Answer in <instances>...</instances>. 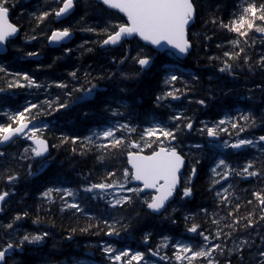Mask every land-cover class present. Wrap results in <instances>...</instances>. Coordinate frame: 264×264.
Returning a JSON list of instances; mask_svg holds the SVG:
<instances>
[{"label": "snow or ice", "instance_id": "1", "mask_svg": "<svg viewBox=\"0 0 264 264\" xmlns=\"http://www.w3.org/2000/svg\"><path fill=\"white\" fill-rule=\"evenodd\" d=\"M59 4L58 8H53L48 11H42L39 15L32 13V17L36 20L37 26L44 22L50 16H55L57 20L70 15L78 0H55ZM106 10H117L122 14L120 21L111 19L106 20L104 26L97 30V27L87 26L81 31L94 33L98 37H103L95 41L99 45L100 50L107 51L109 48L123 45L126 41L139 38L145 42V45L156 46L158 51L166 52L168 57L172 58V63L162 64L160 70L164 72L163 83L167 90L162 91L155 96L154 104L156 107L163 105L165 101H180L186 92L191 90V86L184 80L185 72L179 66L181 58L190 54L192 44L187 37V29L191 22L194 21L197 13L195 0H97ZM14 7L15 5H11ZM87 0L85 9H87ZM10 5L9 0H0V46H5L6 43L18 33V27L9 20ZM85 15L80 17V22L86 20ZM233 18L224 23L221 19L219 26L231 33L236 34V39L231 41L232 50L223 52V59L220 57H210V60H220V67L217 69L219 73L234 75L237 68L247 66L250 70L256 68L264 69V53L259 55V58L252 61L247 53L249 47L250 33H258L261 39L264 40V0H243L240 12L233 13ZM216 24L217 21H211ZM73 35L72 27H63L55 29L51 35L47 37L50 42L60 44L70 40ZM208 39V37H205ZM243 38V39H241ZM28 39H36L35 36ZM252 45L256 43L252 40ZM243 44L244 46H241ZM83 47V46H81ZM220 47V45H217ZM238 49V50H236ZM6 51V47L4 49ZM92 52V48L86 49ZM71 49L64 48V56H68ZM27 57H36L38 52H27ZM64 57H55L53 64L48 65L49 68L62 60ZM129 59L134 65L138 66L139 71L136 73H128L120 71L110 73L107 76L101 75L98 77H89L91 73L85 72L84 80L87 86L81 84L79 88L73 87L69 90V84L63 81H54L52 84H47L50 88L53 86L64 91L66 100L61 101L57 96L55 100L45 99L40 103L26 102L25 106L15 111L5 110L2 115L6 118L5 122H0V147H5L13 143L17 138L24 136L31 141V146L24 149L20 153L21 160H32L33 158H42L43 162L37 169V172L42 171L48 166L47 159L48 142L44 138V133L48 130L49 125L41 121L38 117L49 115L52 111L60 109H68L70 107L69 100H72L74 93H82L85 95L77 96L73 103L77 101L93 98L94 94H98L104 105L102 111L110 114L111 117H117L119 120H125L120 123L117 120L114 124H107L102 129L93 132L92 135L84 137L81 141L79 137L61 136V144L70 142L76 145L79 142L80 154L86 155L93 148L99 150L101 155L97 160L104 161L106 158L112 157L114 154H122L125 148L127 151V163L130 168H124L120 178H117L115 171H107L105 175L96 183H87L83 188L85 193H95L100 199L106 201L108 209L116 212L117 215L111 216V223L108 219H101L95 216H88L89 223L86 227L79 229L81 233H87L95 227L94 234L99 235L101 232L105 236L115 237L119 242L122 233H130L134 228L142 229L149 217H159L172 224L176 221L173 219V213L177 211L172 209L169 213V205L178 196L181 201L194 196L193 178L197 175L196 165L199 160L192 164L190 172L185 180L181 181L182 168L185 166V154H182L180 147V137L186 131L191 132L194 127L192 118L188 117L184 111L177 110L169 115L167 120L148 118V127L142 128L139 139H130L131 135L137 132L140 127L135 122L134 113H136L135 98H132V104L122 102L125 97H130L131 92L128 87L129 83H134L146 72H150L156 65V57L145 52L143 48L136 51V54L131 55V50L125 51L120 60L112 58L113 64L123 65ZM0 73L5 76L11 75L13 79L7 83V87L11 88H45L44 83H38L36 79L27 71L9 73L7 68L0 65ZM118 75V83L116 92L107 97L106 93L99 92L98 84L92 83V80H112ZM68 76L76 83H80L77 71H71ZM187 76L192 81H198V76L193 73H187ZM211 79V78H210ZM23 81V83L21 82ZM177 83H183L184 87L177 88ZM257 87H260L259 85ZM46 90V89H45ZM4 91V89H0ZM197 103L201 106H207L205 99H200ZM113 104L116 107H113ZM123 109V111H121ZM85 112L84 116L87 117ZM261 121L264 122V113L261 114ZM240 121L244 123L241 124ZM203 127L197 131L201 135L207 137H219L221 133H228L229 128L225 125H230L233 134L237 138L229 143L223 142L224 148L243 149L248 146H255L258 143L264 150V135H260L257 139L239 138V133L246 132L247 129L255 128L257 117L251 112L240 113L237 118L226 116L217 122H213L212 126L201 122ZM126 133V135L124 134ZM103 140L104 143H96V140ZM52 147H56L53 145ZM197 148L200 146L197 145ZM219 147V145H217ZM73 152L76 148L73 147ZM7 154L0 151V158H4ZM15 159V157H13ZM213 174L212 184L220 185V181L227 182L229 177H255L257 179L264 178V158L257 161L255 158L248 160L239 170L233 168L226 159H219L215 166L211 169ZM19 173L15 170L5 169L0 173V178L6 180L10 186H14L19 179ZM28 176L36 175L32 171V163L28 164ZM219 177V179H216ZM89 177L86 175L85 180ZM130 182H139L136 187L130 186ZM233 187L232 184L228 188L220 185V191L215 192L218 207L229 208L226 216H221L218 219L211 220L212 225L218 226L214 232H209L207 235L200 230V225L191 222V226H187L190 218L194 220V216L186 215L183 217L188 233H195L201 238L202 242L186 243L177 241L172 244L174 249L173 256L170 258L167 255L161 257L163 260H171L174 264H222L220 257H224L223 264H231L234 257L238 260V264H264V188L255 190L251 193L252 199L244 201L245 206H250L251 211L246 215L239 216L242 204L234 202L232 197L234 192H229ZM53 193L62 195L60 211L74 210L75 213L87 215L81 203L77 202L79 197L77 192L71 188L48 187L41 193L44 200L51 201ZM12 195L11 189L8 191H0V205L6 202V198ZM68 198V199H66ZM71 200V202H69ZM240 197H236V201H240ZM139 205V210H137ZM3 208L0 207V211ZM205 215H208L207 209H201ZM141 212L144 215H141ZM211 215H216L212 213ZM28 216L25 211L22 214L18 213L12 217L7 224L0 225L5 231L16 230L15 223L21 221ZM97 219L98 223L93 226L91 220ZM224 221V228L228 231L224 232L219 227ZM40 217L37 216L34 224L40 223ZM101 224L103 227L101 228ZM77 229H71L67 239L72 238V234ZM252 232L260 239L261 243L256 245L252 239ZM247 233V235H241ZM152 236L149 231L142 233V238L147 243ZM50 237L48 231L29 233L25 232L18 237L17 242H6L3 247H0V264H8V253L13 250L24 251L25 245H42ZM223 237V240L221 239ZM167 241V236L162 237ZM232 240V247H228L225 240ZM213 241H218L213 243ZM160 247L159 245L157 246ZM255 247L257 251L253 254L251 249ZM106 256L109 264H150L145 259V252L133 250L130 247L121 246L117 248L113 243H104L101 248ZM152 256L158 255V251L148 249ZM249 253L248 261H245L244 253ZM15 264H24V262L16 261ZM74 264H80L79 261Z\"/></svg>", "mask_w": 264, "mask_h": 264}, {"label": "trees", "instance_id": "2", "mask_svg": "<svg viewBox=\"0 0 264 264\" xmlns=\"http://www.w3.org/2000/svg\"><path fill=\"white\" fill-rule=\"evenodd\" d=\"M19 1L22 2V5L26 4L27 6L36 4L34 6L36 12H34L33 9H28L29 12L36 13V15H39L42 11L58 8V4L54 0H31L29 3L24 4L23 2L25 0ZM85 2L86 0H81L76 6L73 15L65 22H71V26L73 25V29L77 31L75 44L78 45L79 43V47L77 50L71 52L70 57H65L57 61L53 67L49 68L48 65L53 64V59L55 57H61L58 49H50L46 44L49 33L57 26L54 21V15L37 26L36 20L32 15L31 17H26L27 14L25 13L19 15L16 1L9 0L10 18L21 30L19 36L9 43V53L0 58L2 64L6 66L7 70L14 73L27 71L38 83H44L46 86L47 84H52L54 81L67 82L69 84V90L73 87L79 88L81 84L87 86L84 80L85 72L91 73L89 77L90 80L91 77H98L101 75L107 76L110 73L118 74L120 71L128 73L138 72V66L134 65L131 59L121 66L113 64L112 58L115 57L117 61L120 60L127 50H131V55L133 56L140 48H143L144 51L150 55L154 54L152 50L144 46L137 38L126 41L121 47L116 49H109L108 52L100 50L99 45L94 42L103 37H98L94 33L81 31V29L87 26H93L97 27V30H99V28L104 26L106 20L111 19L120 21L122 16L116 12L106 10L95 0H87L88 7L85 9ZM195 3L197 6L196 20L189 29L192 50L188 57L180 61L179 66L183 70L190 68L193 74L198 76L199 79L198 81H192L187 76V72L184 71V80L191 86V90L186 92L180 101H171L170 106L169 102L165 101L162 106L156 107L154 104L155 96L167 90L163 83L164 72L160 69L162 64L171 63V57H168L167 54L155 53L156 65L150 72L143 74L138 81L128 84L131 95L130 97H125L123 100V102L132 104L131 97L135 98L137 107L134 116L135 122L138 124L142 125L147 122L146 118H157V116H160L163 120H167L168 116L174 113L172 109L175 110L179 104L182 106L183 103L188 102L189 111L184 112L195 121L196 125L206 118L216 120L218 117L216 116V112L214 113L212 110L206 109L204 106L197 103L198 100L206 98V93H211L213 103L220 101V97L226 96V98L231 100L232 96L237 95L239 100H244L243 103L246 106L247 102L251 99L252 102L255 103L253 114L256 117L259 115V106H263L264 109V89L261 92L262 87L264 88V69L256 68L250 70L247 66L242 65L236 69L234 75H228L217 71L220 67V60L209 59L210 57H220L223 59V52L232 50L230 42L237 38L236 34L222 29L219 26V21L222 19L224 23H228L233 18V13L238 14L240 12L243 0H195ZM13 4L15 5L14 7L11 6ZM85 11H87L86 20L80 22V17L85 15ZM213 19L217 21L216 24L211 22ZM21 35H25L26 39L35 36L36 39H31V43H26L23 40L21 41ZM205 37H208V39ZM252 40L256 41L254 45L251 43ZM261 43L260 34L250 33V46L247 47V53L252 61L259 58L262 49ZM217 45H220V47H217ZM241 46L244 45L241 44ZM87 48H92L93 51L88 52L86 50ZM15 52H18V55L27 52H38L39 55H42V58L41 60H21L20 57L15 56H13V59L10 58L9 55H13ZM71 71H77L80 83L74 82L68 76V73ZM12 79V77H5L3 81L0 80V87L9 89L7 83ZM118 79L119 77L117 75V77L112 80H92L91 82L98 84L97 93L104 92L106 96L110 98L111 95L116 92ZM235 80L243 81V83L241 85L236 84ZM250 83L253 84L248 85ZM258 85L260 87H257ZM176 87L182 89L184 84L177 83ZM16 89L17 88H11V90ZM259 90L261 93L258 95ZM44 92L46 95L44 98L48 100L54 101L57 96L60 97L62 102L67 99L64 95V91L55 87L54 84L50 88L46 87ZM20 93H22V91ZM42 94L43 88L32 89L31 91V95H35L36 98L41 97ZM256 94L258 95L257 97ZM82 95L85 94L74 93L72 100ZM193 96L197 99L193 100ZM24 97L25 96L22 94V96L16 100L11 98L10 104L15 105L17 101L22 105L24 103ZM102 99H104V97L95 94L93 99L90 98L75 103L69 100L70 107L68 109H60L59 111H52L49 115L40 116L41 119H45V122L51 126V128L45 131L44 137L53 145H56V147H52L51 149L50 160L44 171L37 172L40 164L35 158L30 161L21 160L19 154L12 156V153H8L7 150L4 149L2 150L7 155L4 158H0V173H3L5 169H10L20 174L14 186H10L6 180L0 178V191H8L10 189L16 191V194L12 196V200L9 204H6L5 213L7 208L12 210L11 215L14 213V216L18 213L22 214L25 211L28 212L27 217L15 223L16 230H9L8 232H18V229H22L25 223L30 226H25L26 228L24 231L26 232H29L31 227L36 230L34 233L48 231L50 237L47 239L46 244L39 250L35 248V253L38 255L39 259H46L48 263L58 262L60 264H62L61 261L63 259H69L75 255L80 257L86 255L87 250H92L95 257H99L101 253L100 244L102 245L103 242L113 243L118 248L129 245L133 250L145 252V259L148 260L150 264L156 262V256L151 255L148 251L149 248L153 251L159 250V254H166L171 258L173 256L171 253V245L178 237L187 238L188 241L191 240L192 242H201V238L195 233L193 236L191 233L181 234L183 230H186L185 221L180 218L184 214L183 211L177 210L173 213V219L176 221L175 224L162 220L159 217H149L142 229L137 230L134 228L130 233H122L119 242H117L115 237L105 236L103 232L99 235L94 234L96 231L95 227L87 233H81L79 231V229L86 227L89 223L88 216L108 219L111 223V216H115L117 213L111 209H107L102 202H94L93 214L83 215L69 210L61 212L60 208L62 204L60 198H52L51 201H48L41 197L44 188L50 185L62 184L80 189L87 183L99 182L107 171H115L117 178H120L123 169L127 168L126 156L129 150L127 148L123 150L122 154L117 153L110 158H106L104 161H99L97 157L101 155V152L95 148L86 155H81L79 142L76 145L70 142L63 144L60 142L61 136H76L82 141L84 137L91 135L89 130L90 127L93 125L96 127L103 122L104 119L102 112L104 105L101 102ZM41 101L44 100L42 98L36 99L34 103H40ZM98 102L100 103L99 106ZM85 112L88 113L87 117L84 116ZM259 119L260 117L257 118V122ZM240 123L243 124L244 122L240 121ZM142 128H144V125L141 128H137L139 132L131 135L130 139L138 140ZM197 130L192 129L191 132L186 131L180 137V144L190 152V154L185 153L190 163L195 164L197 160L200 161V163L196 165L197 175L193 180L194 196L185 201H181L178 196L176 198L177 202H185L184 204H187L185 210H190V214L192 217L194 216V220L190 218V222L187 226H191V222L196 223L199 221L201 216L205 218V223H209L213 219L226 216V212L230 210V207L228 210L224 207H218L215 190L211 183L213 178L211 167L218 158L217 151H215L212 146L208 145L209 141L206 140L207 136L201 135ZM263 133L264 132L261 134ZM124 134L126 135V133ZM96 143H100V140L97 139ZM19 145L18 149L20 151L24 145ZM197 145L200 147L197 148ZM73 147L76 148L75 152L72 151ZM247 152L248 157L245 158L247 160L255 158L259 161L264 158V152L260 155L254 154L253 150H248ZM13 157H15V159H13ZM235 158H237L236 155L228 158V162L237 165ZM247 160H244V162L246 163ZM29 163H32V171L36 172L34 176L27 175ZM188 169H190V167ZM86 175L89 177L87 180H85ZM240 182L241 184L238 187L240 190L239 194L236 193L234 195L235 197L238 196L241 198L238 202L242 204L237 215L244 216L248 211H251V207L245 206L244 201L247 199H252L254 201L251 195L253 192L251 189L256 188L258 190L264 188V186H262L264 178H251L249 180L243 178V180L239 181L234 180L232 189ZM209 183L211 184L209 185ZM243 190H249L250 192L245 193ZM173 208L174 207L168 209L169 213L172 212L171 209ZM201 209H207L208 215H205ZM137 210H139V205H137ZM212 213H216V215H211ZM141 215L143 216L144 213L141 212ZM37 216L40 217L41 222L34 224L33 220ZM0 219H3V216L0 215ZM11 219H6L3 223L0 222V225L7 224ZM91 223L95 226L98 220L93 219ZM223 223L225 222L222 221L219 227H221ZM102 227L103 225L101 224V228ZM73 228L77 229V231L72 234L71 239H67ZM22 231H20V233ZM144 231L152 233L147 243H145L142 238V233ZM5 232L7 231L0 227V240ZM262 234H264V232H262ZM241 235L246 236L247 233H242ZM164 236H167L169 239L167 241L163 240L162 237ZM251 236L254 242H261L255 232H252ZM54 242L55 244L51 246L50 243ZM213 242L216 243L218 241ZM224 243L226 242L224 241ZM3 245L4 244L0 242V247ZM158 245L160 246L159 248L157 247ZM228 247H232V243ZM18 256L21 261V257H25V254L24 256ZM35 259L36 257L33 255L29 256L27 263H25V259H22V261L24 264H30ZM158 261L160 264H174L171 260L162 261L160 259Z\"/></svg>", "mask_w": 264, "mask_h": 264}, {"label": "bare ground", "instance_id": "3", "mask_svg": "<svg viewBox=\"0 0 264 264\" xmlns=\"http://www.w3.org/2000/svg\"><path fill=\"white\" fill-rule=\"evenodd\" d=\"M14 1V0H13ZM16 1V5H17V10H19V15L20 14H22V13H25V14H27V16L26 17H31V13L32 12H29L28 11V9H33V11L34 12H36L35 11V5L36 4H31V5H29V6H27L26 4L25 5H22V2L21 1H19V0H15ZM31 0H25L24 2H23V4L24 3H29ZM55 1V0H54ZM81 0H78V3L80 2ZM96 2H97V0H95ZM78 3L76 4V6L78 5ZM58 4V3H57ZM76 6H75V9H76ZM58 7H59V4H58ZM75 9H74V11H75ZM74 11L71 13V14H73L74 13ZM110 11H113V12H116V13H118V14H120L119 12H117V11H115V10H110ZM70 14V15H71ZM121 15V14H120ZM69 16V15H68ZM67 16V17H68ZM122 16V15H121ZM67 17H64V18H60L59 20H57V18L54 16V21L56 22V24H57V26L56 27H54L53 29H52V31L53 30H55V29H59V28H63V27H66V25H63V26H59L58 24L60 23V22H62V21H64V19L65 18H67ZM195 20H196V17H195V19H194V22H193V24L195 23ZM71 23V22H70ZM15 24V23H14ZM72 24V23H71ZM192 24V25H193ZM16 25V24H15ZM17 27H18V25H16ZM73 26V25H72ZM20 29V28H19ZM72 29H73V27H72ZM190 29V28H189ZM21 30V29H20ZM51 31V32H52ZM51 32L49 33V35H48V37L51 35ZM76 33H77V31L75 30V29H73V34H74V37H73V39L70 41V42H68V43H62L63 44V47L61 46V45H59V46H57V47H51V45H50V42H49V40L47 39L46 40V44H47V47H49L50 49H56V48H60V47H62V48H68V49H71V52L72 51H75V50H77V48L79 47V43H78V45L77 44H75V41H76ZM188 36H189V30H188ZM16 39V38H15ZM14 39V40H15ZM137 39L139 40V38L137 37ZM13 40V41H14ZM24 41V42H26V43H31L32 41H31V39H26V36L25 35H21V41ZM189 40H190V38H189ZM262 40V39H261ZM140 41V40H139ZM141 42V41H140ZM191 42V41H190ZM9 43H11L10 41H9ZM144 46H146V47H148L147 45H145L143 42H141ZM192 44V43H191ZM262 45H261V47H262V49H261V51H260V54H262V53H264V40H262V43H261ZM18 45V44H17ZM7 46V45H6ZM122 46V45H121ZM121 46H118V47H121ZM118 47H114V48H109V49H116V48H118ZM150 48V47H149ZM10 48H9V45L7 46V50H9ZM108 49V50H109ZM151 50H152V52L154 53V54H152V56H154L155 57V53H158V54H167L166 52H160V51H158L157 49H153V48H150ZM108 50L107 51H104V52H108ZM191 50H192V48H191ZM191 50H190V52H191ZM19 53L18 52H15L13 55L11 54V55H9V57L10 58H12L13 59V56H15V57H20V59L22 58V60H26V59H28V60H41V58H42V55H38V56H36V57H27L25 54H20V55H18ZM63 54H64V52H63ZM189 55V54H188ZM188 55H186L185 57H183V58H181V60H184L186 57H188ZM70 56H71V53H70ZM2 57H4V56H2V55H0V58H2ZM74 58V57H73ZM171 63L173 62L172 61V58H171V61H170ZM0 65H3V66H5L4 64H2V62L0 61ZM6 67V66H5ZM184 71L185 72H187V73H193V71L190 69V68H186V69H184ZM238 72H239V69H238ZM5 77H9V76H5L4 74H2V73H0V80L1 81H3V79L5 78ZM238 82H240L239 80H235V83L237 84ZM243 83V82H242ZM242 83H240L239 85H241ZM235 84V85H236ZM250 85H252V84H250ZM237 86V85H236ZM46 85H45V88H43V94L41 95V97H39V98H36V96L35 95H31V91H32V89H35V88H27V87H25V88H23L21 91H22V93H19V95H18V97L17 98H19V97H21L22 96V94H23V96H25L24 98H23V100H24V103L22 104L23 106L26 104V102H35V100L36 99H40V98H42L43 100H45V92H44V90L46 89ZM233 90H235V89H233ZM94 96H95V94L93 95V98H94ZM38 97V96H37ZM237 98L238 99V96L237 95H235V96H232L231 97V100L229 99V98H226V96H223V97H221V99H223V101H226V100H229L230 102L232 101V99L233 98ZM52 98V97H51ZM92 98V99H93ZM197 99V98H196ZM234 101H236L235 99H233ZM239 100V99H238ZM239 101H242V102H244V100H239ZM42 102V101H41ZM123 102V101H122ZM248 102H252V100L250 99ZM99 103V102H98ZM126 103V102H125ZM244 104V103H243ZM243 104H237V106L238 107H241ZM8 105V101L7 100H4V101H0V108H2V109H4L6 106ZM98 105H100V103L98 104ZM186 105H187V103H183V105L182 106H180V104L177 106V108L174 110V109H172L174 112L175 111H177V110H181V111H184V107H186ZM216 105H217V103L215 102V103H212V104H210V105H207L206 107L204 106V108H206V109H210V110H212L214 113L216 112ZM214 106V107H213ZM247 106V105H246ZM245 105L243 106V108H244V110L243 111H240V110H235V111H233L232 112V114H228V115H223L224 113H227V110H224V111H222V112H216V116H218L217 117V119L216 120H212V119H210V118H206V119H203V121H201V122H204V123H207L209 126H212V123L213 122H217V121H219V120H221V119H224L226 116H230V117H232V118H237L238 117V115L240 114V113H246L247 111L245 110V107H246ZM113 107L115 108L116 107V105L115 104H113ZM212 107H213V109H212ZM253 108H254V110H255V103L253 102ZM2 109H0V110H2ZM121 111H123V109H121ZM103 112V111H102ZM254 112V111H253ZM223 115V116H222ZM103 116H104V119H103V122H101L99 125H97L96 127H94V125L92 126V127H90V134H92L96 129H98V128H103L104 126H106L107 124H113V122H115V121H117V120H119V118H117V117H111L110 116V114H108V113H105V112H103ZM140 116H141V114H140ZM147 116H149V115H147ZM137 117H139V116H137ZM142 117V116H141ZM150 118H153V117H150ZM154 118H156V117H154ZM156 119H162L160 116H157V118ZM40 120H43V119H41L40 118ZM146 120H147V118H146ZM163 120V119H162ZM119 121H122L123 123L125 122V120H119ZM165 121H166V119H165ZM199 123V124H197L196 125V123H195V121H193V124H194V127H193V129H200V128H202L203 127V124L202 123ZM242 122V121H241ZM140 125V127L139 128H141L143 125H144V127H148L149 126V124L146 122V123H144V124H139ZM230 126V125H229ZM233 131L234 130H232L231 128H229V132L227 133L228 134V136L226 137L225 136V139H222L221 140V143L222 142H224V141H228V140H231V138L233 139L232 140V142L237 138V136L236 135H234L233 134ZM261 135H264V133L263 134H261ZM260 135H257V137H255V138H251V139H257L258 137H259ZM239 138H246V139H248L247 137H246V135H245V132L244 133H239ZM18 139H16L13 143L15 144V146L17 147V150L19 151V149H18V147L20 146L19 144H23L24 145V147L21 149V150H23V149H25L26 147H28V145L25 143V142H18L17 141ZM206 140H208L209 142H208V145H210V146H212V148H213V145L215 144V142L217 143V142H220V139H219V137H215V138H212V137H206ZM180 146H182L181 144H180ZM255 149H261V147H260V144L258 143L257 145H255V146H248V147H246V148H243V149H239V150H237V149H231V148H227V149H225V150H222V148L220 147V150H215V151H217V156H218V158H219V156L220 155H223L224 156V158L227 160V162H228V158H231V157H233V156H235L236 155V157L238 158V159H241L242 161H244V160H247V159H245V158H247L248 157V150H253V151H255ZM3 149L0 147V151H2ZM262 150V149H261ZM264 151V150H263ZM182 154H185V153H183L182 152ZM237 158H235V162H236V159ZM185 159H186V166L184 167V173L185 174H188L189 172H190V170H191V163H190V161L187 159V157L185 156ZM244 159V160H243ZM248 161V160H247ZM190 165H189V164ZM229 163V162H228ZM232 167H235L236 166V164H231V163H229ZM190 167V169H188ZM211 169H212V167H211ZM212 173V172H211ZM196 178V176L193 178V180ZM216 179H219V177H216ZM245 179H247V180H249V179H251V178H245ZM228 180H230L229 178H228ZM227 180V181H228ZM220 182H225L224 180H221ZM212 183V182H211ZM211 183H209V185L211 184ZM212 187H214V190H215V192L217 191V190H219V187H218V185H212ZM229 192H230V190H229ZM12 200V199H11ZM214 203H216V202H214ZM5 207H6V205H5ZM11 209H9V208H7V211H6V213H5V215H3V219H0V222H5L6 221V219L8 220V219H11V217H12V215L14 216V213H12V215H11ZM20 231H21V229H18V232H12V231H10V233L8 234V236H7V240H8V238H9V240L8 241H11V242H13V240H18V237L20 236V235H23L26 231H22L21 233H20ZM179 238V237H178ZM183 239V241L184 242H186L187 241V238H182ZM5 241L4 243H2V244H5L6 242H8V241ZM14 243V242H13ZM104 244V242L102 243V245ZM29 246H31V245H29ZM100 246H101V244H100ZM3 247V246H2ZM28 246L27 245H25V247H24V251L22 252V254L21 255H23L24 256V254H29L28 252H27V250H28ZM16 256V258H14V257H12V260H11V264H15V262L16 261H20V258H19V256L18 255H15ZM82 257H85V255H83ZM102 257V250H101V253L99 254V257H97V258H101ZM22 259H24V257H21V260ZM70 259V258H69ZM69 259H63L62 261H61V263L62 264H66L67 262H68V260ZM45 263H42V264H47L48 262L47 261H44ZM48 264H52L51 262L50 263H48ZM53 264H55V263H53Z\"/></svg>", "mask_w": 264, "mask_h": 264}, {"label": "flooded vegetation", "instance_id": "4", "mask_svg": "<svg viewBox=\"0 0 264 264\" xmlns=\"http://www.w3.org/2000/svg\"><path fill=\"white\" fill-rule=\"evenodd\" d=\"M19 13V12H18ZM73 14H71V15H69L67 18H65L64 19V21H62V22H60L58 25L59 26H63V25H66V27H72L71 26V23L69 22V23H65L66 21H67V19L68 18H70L71 16H72ZM56 49H58L59 51H60V54H61V56H63L64 58L65 57H70V55H68V56H64L63 55V52H64V48H62V47H60V48H56ZM21 60H22V58H21ZM243 81H240V82H238L237 84H240V83H242ZM250 84H253V83H250ZM250 84H248V85H250ZM263 87H262V89H261V92L263 91ZM260 92V90L258 91V95L261 93ZM257 94H256V97L258 96ZM205 100H206V103H207V105H210V104H212L213 103V100L211 99V93H206V95H205ZM193 100L194 99H196V97L195 96H193V98H192ZM233 99H235L236 101H234ZM232 99V101L230 102L229 100H226V101H223V99H221V97H220V101H218L217 102V105H216V112H222V111H224V110H227V113H224L223 115H228V114H232V112L233 111H235V110H240V111H243L244 110V108H243V106H244V104H243V102L242 101H239L236 97L235 98H233ZM243 104L241 107H238L237 106V104ZM99 106V105H98ZM245 110L248 112V111H251L252 113H253V111H254V108H253V102H247V106L245 107ZM184 111H189V102L187 103V105H186V107H184ZM262 113H264V109H263V106H259V115H257V118H259V117H261L260 115L262 114ZM222 115V116H223ZM258 124L256 125V127L255 128H251V129H247L246 130V132H245V135H246V137L248 138V139H251V138H255V137H257V135H259V134H261L262 132H264V122H262L261 121V119H259L258 120V122H257ZM225 127H228V128H230V126L229 125H225ZM225 136L227 137L228 136V134L227 133H221V135L219 136V139L220 140H222V139H225ZM254 152V154H256V155H260L262 152H264L263 150H261V149H255V151H253ZM253 156V155H252ZM218 159L219 158H217V160H216V162H214L213 163V165H212V168L215 166V164L218 162ZM236 162H237V165L235 166V167H233V168H235V169H237V170H239V168H241V167H243L244 166V164H245V162L244 161H242L241 159H236ZM243 178H246V177H232V179H231V177H229V179L230 180H228L227 182H220V185H223V187L224 188H228V185L229 184H232L233 185V181L234 180H237V181H239V180H243ZM240 184H241V182L239 183V184H237L236 186H235V188L234 189H229L230 190V192H234V194H236V193H238L239 194V189H238V187L240 186ZM220 185H218V187H219V190H217V191H220L221 189H220ZM262 186H264V183L262 184ZM252 191H255V190H257L256 188H252L251 189ZM243 192H245V193H249L250 191L249 190H243ZM253 198V197H252ZM188 199V198H187ZM232 199H233V201L234 202H238V201H236V197H235V195H233V197H232ZM185 202H180V201H178V202H176L175 204H173V207L174 208H176L177 210H179V211H183L184 212V214H183V216H181L180 218L184 221V219H183V217L184 216H186V215H189L190 217H192V215L190 214V210H185V208L187 207V204H184ZM172 210V209H171ZM226 210H228V208H226ZM72 211H74V210H72ZM186 214V215H185ZM204 221H206L205 220V218H203L202 216L199 218V221H197L196 223H198L201 227H200V230L201 231H204L205 232V234L207 235L209 232H214L215 230H216V225H212L211 224V222H207V223H205ZM223 225H224V223L221 225V227L220 228H222L223 229V231L224 232H227L228 231V229L227 228H224L223 227ZM25 226H28V227H30L27 223H25ZM10 232H5V233H3V237H1V240H0V242L1 243H4L6 240H7V234H9ZM186 233H188L186 230H183V233H181V234H186ZM180 234V235H181ZM191 235L193 236L194 235V233H191ZM180 238V237H179ZM179 238H177V239H179ZM176 239V240H177ZM221 239H223V237L221 238ZM8 240H9V238H8ZM7 240V241H8ZM13 242L15 243V242H17V240L15 239V240H13ZM200 242V241H199ZM202 242V241H201ZM225 242L227 243V245L228 246H230L231 245V243H232V240L231 239H228V240H225ZM214 243V242H213ZM256 245H259L261 242H254ZM53 244H55V242L54 243H50V245L51 246H53ZM230 244V245H229ZM29 248H28V250H27V252L29 253V254H25V257H24V259H25V263H27L28 262V260H29V256H33L34 255V257H36V259L32 262V263H30V264H42V263H45L44 261H46V259H39L38 258V255L35 253V248L36 249H40L41 247L40 246H37V245H31V246H29V245H27ZM257 251V249L255 248V247H253L252 249H251V252L254 254L255 252ZM13 257L14 258H16V256L13 254ZM244 258H245V261H248V259H249V253L248 252H245L244 253ZM220 259H221V261H222V264H223V260L225 259L224 257H220ZM72 260V259H71ZM232 263L231 264H238V260L237 259H235L234 257L232 258ZM58 262H55V264H57ZM53 264V263H52ZM60 264V263H59Z\"/></svg>", "mask_w": 264, "mask_h": 264}, {"label": "water", "instance_id": "5", "mask_svg": "<svg viewBox=\"0 0 264 264\" xmlns=\"http://www.w3.org/2000/svg\"><path fill=\"white\" fill-rule=\"evenodd\" d=\"M115 11H117V10H115ZM118 12V11H117ZM121 14V13H120ZM122 15V14H121ZM62 18H64V17H62ZM193 22L194 21H192L191 22V24H190V26L193 24ZM190 26L188 27V29H187V37L189 38V36H188V30H189V28H190ZM18 33H19V29H18ZM18 33L14 36V37H12L11 39H14V38H16L17 36H18ZM73 37H74V34L72 35V37H71V39L70 40H65V41H63L62 43H68V42H70L72 39H73ZM50 42V41H49ZM141 42H143V41H141ZM144 44H145V42H143ZM50 45H51V47H57V46H59L60 44H57V43H53V42H50ZM147 46H150L151 48H153V49H157L156 48V46H151V45H147ZM5 47H6V51L4 50L5 49ZM116 47H118V46H116ZM7 52V46L5 45V46H0V54H4V53H6ZM160 52H162V51H160ZM163 53V52H162ZM185 57V56H184ZM183 58V57H182ZM8 146V145H7ZM6 147V146H5ZM48 152H49V147H48ZM186 160V159H185ZM186 164V163H185ZM130 166V165H129ZM185 167V166H184ZM184 167L182 168V172L184 171ZM134 184H139V182H134ZM1 206V205H0Z\"/></svg>", "mask_w": 264, "mask_h": 264}, {"label": "rangeland", "instance_id": "6", "mask_svg": "<svg viewBox=\"0 0 264 264\" xmlns=\"http://www.w3.org/2000/svg\"><path fill=\"white\" fill-rule=\"evenodd\" d=\"M22 83H23V81H21ZM0 109H2V108H0ZM13 111V110H12ZM44 123H46V122H44ZM100 129H102V128H98V129H96L94 132H96V131H98V130H100ZM139 131L137 130V132L136 133H138ZM92 135V134H91ZM232 138H231V140H228V142L229 143H232ZM181 147V149H182V152L183 153H187V154H190V152L188 151V150H186L185 148H183V146H180ZM27 148V147H26ZM221 148H222V150H225V149H227V148H224L223 147V142L221 143ZM17 150V148H16V146H14L13 148H11V149H9L8 150V153H12V156H14V155H16V154H19L20 155V153H22L23 151H24V149L23 150H20V151H18ZM15 152V153H14ZM130 186H132V187H136V186H134L133 185V182H130ZM95 194V193H94ZM95 196H96V194H95ZM187 243V242H186ZM57 264H59V263H57Z\"/></svg>", "mask_w": 264, "mask_h": 264}]
</instances>
